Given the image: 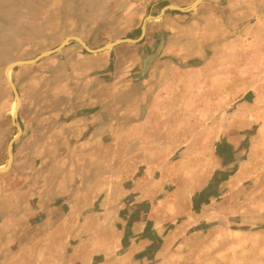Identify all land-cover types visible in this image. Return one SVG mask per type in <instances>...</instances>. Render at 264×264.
<instances>
[{
    "label": "crops",
    "instance_id": "crops-1",
    "mask_svg": "<svg viewBox=\"0 0 264 264\" xmlns=\"http://www.w3.org/2000/svg\"><path fill=\"white\" fill-rule=\"evenodd\" d=\"M37 2L18 4L12 33H6L3 45L53 43L51 10ZM130 2L124 0V20L131 17ZM161 2L164 7L170 0ZM113 3L82 7L77 32L86 45L110 40L92 36L88 42L87 35L116 27ZM168 11L163 20L144 24L142 37L140 25L138 35L123 38L143 39L137 52L131 44L97 52L64 44L59 91L52 85L51 60L45 62L43 75L19 68V75L28 78L23 83L26 97L13 82L21 99L15 119L21 132L11 145L9 168L0 172L8 176L0 180V264H167L160 257L167 247L164 239L184 227L178 237L191 240V264H211V233L221 227L227 210L218 194L226 184L213 176L211 163L201 160L192 166L191 159L212 156L215 145L227 149L233 139L226 113L214 142L211 101L191 100V91L212 61L196 52L197 45H205L198 35L215 31L207 21H217L221 10L202 4L194 15ZM203 19L206 25L201 27ZM60 28L67 30V18ZM185 51L187 58L180 55ZM227 67L226 61L219 65L220 70ZM205 86H196V93ZM184 93L187 100L181 99ZM196 119L203 127H195ZM232 137L239 142L244 138L239 133ZM245 215L252 220L258 216Z\"/></svg>",
    "mask_w": 264,
    "mask_h": 264
},
{
    "label": "rangeland",
    "instance_id": "rangeland-1",
    "mask_svg": "<svg viewBox=\"0 0 264 264\" xmlns=\"http://www.w3.org/2000/svg\"><path fill=\"white\" fill-rule=\"evenodd\" d=\"M109 1L113 2V0H38L37 3L40 7L46 5V9L51 10L53 43L17 46L10 43V40H8L10 42H4L5 45L1 41H6L4 38L8 37L6 33H12V16L17 14L15 11L18 10V4L26 5L28 0H0V27L3 25L0 28V163L6 160L9 141L17 135L16 125L11 120L12 105L15 99L3 71L5 65L14 60H28L42 51L54 49L65 36L79 37L77 29L83 15L81 10L85 6L94 8L107 6ZM192 1L170 0L169 4L185 7ZM154 2L160 3L153 7L152 3ZM163 4L161 0H131V17L124 20V0H114L111 7H114L115 10L113 14L117 18L116 27L95 29L89 36L87 35V41L91 42L92 36H104L110 39L108 42L134 37L138 35L141 24H151L163 20L164 17L160 12ZM202 4H211L213 9L221 10V14L218 16L216 11L217 21L214 19L213 22L207 21V23L209 22L208 26L215 31L211 34L205 31L198 35L197 39L201 38L206 47L197 45L200 49H197L196 52L203 57L212 58L210 69H206V75L211 77L200 76V80L198 78L193 82L198 87L203 84L206 86L205 91L202 90L200 93H196L195 86L191 91V100L196 102L211 101V132L214 142L220 136V131L223 130L226 113L229 137L233 139L230 143H226L227 149L224 147L225 145L217 147L215 145L212 156L210 154L206 155V158L198 156L191 159L192 166L201 164V160L208 161L207 164L211 163L213 176H217V179H225L223 184H226L218 194L224 197L227 210L220 218L221 227L211 233L213 235L211 264H264V235H262L264 233H261L264 231V0H202L196 7L185 12L191 11V14L194 15V12H197V8ZM3 6H5V10H8L3 11L7 12L4 13L6 16L4 22L1 20ZM126 9H129V6ZM171 9L175 8H168L167 11ZM167 11L165 10L164 13ZM173 14L175 13L171 12V15ZM36 15L43 17V13H36ZM150 15L157 18H148L147 16ZM193 15H191V20ZM209 16L214 17L215 14L212 13ZM65 18H67V30L60 28L61 20L63 22ZM118 18L121 21H118ZM188 20L189 18H186L183 21ZM200 25L201 27L206 25L204 19ZM219 27L222 29L220 33L217 31ZM9 36L11 37V35ZM101 40L100 44H87V47L97 49L103 45L104 39ZM142 42L143 39L138 42L125 41L114 46L131 44L137 52L142 50ZM17 47L19 52H13V49H17ZM65 47L83 48L75 40L66 42ZM63 48L54 50L35 63L19 64L11 69L10 78L19 86V91L23 96L26 97L23 83L28 77L19 75V68L29 67L43 75L45 73L44 64L45 62L50 63V60L53 69L52 85L57 91L60 90L62 74L60 60ZM84 51L86 50L83 49ZM188 54L186 51L180 53L184 58H187ZM222 61H226L228 67L220 70L219 65ZM171 68L174 66L171 65ZM46 73L49 74V70H46ZM180 78L177 76L174 80L178 81ZM181 97H183L181 99L187 100V93L181 94ZM59 98L56 97L54 100L58 103ZM225 105H227V109ZM197 115L204 116L203 113ZM201 126L203 127L197 120L195 127L199 129ZM235 133H239L244 138L239 142L237 138L232 137V134ZM17 139L18 137L13 140L12 146ZM224 157H227V166L224 165ZM219 170H223L221 176L218 174ZM7 178L8 176L0 175V180ZM13 183L16 184V182L11 184ZM240 212H245L244 216L235 215ZM252 212L257 213L256 219L246 218L245 214ZM241 218L244 220L240 221ZM186 228L175 231L168 238L165 237L164 243L167 247L160 256L164 263L191 264V259L187 257L188 251L191 249V240L178 237L187 230ZM234 229L241 232H236ZM102 240L106 241L107 236H104ZM179 241H184V243H180L179 246ZM209 241L210 239H207L205 243H209ZM125 246L126 240L121 249L116 252L117 256L121 255ZM153 261L147 263L154 264Z\"/></svg>",
    "mask_w": 264,
    "mask_h": 264
},
{
    "label": "water",
    "instance_id": "water-1",
    "mask_svg": "<svg viewBox=\"0 0 264 264\" xmlns=\"http://www.w3.org/2000/svg\"><path fill=\"white\" fill-rule=\"evenodd\" d=\"M201 1L202 0H193L189 5H187L185 7H178V6L169 4L167 6L162 7L161 10H160V12L163 13L168 8H175V9H178L180 11H189V10L193 9L194 7H196ZM150 17L154 18V16H150ZM140 29H141V32H140L141 34L140 35L142 37L143 36V33H144V30H145L144 23L141 24ZM72 40H75V41L79 42L88 52H97V51H101V50H107V49L113 47L114 45H116V44H118L120 42H125V41H128V42H136L137 41V40H134V39H115V40H113L111 42L105 43L104 45H102L101 47H99L97 49H91V48L87 47V45L84 43V41L81 38H79L77 36H68V37H65L63 39V41L60 42V44L56 48L42 51L40 54H38L37 56H35L32 59H28V60H14V61H11V62H9V63H7L5 65L4 69L7 66H9V65H12L11 68H13V67H15V66H17L19 64H31L33 62H36L41 57L51 54L54 50H57V49L61 48L62 46H64V44L66 42H69V41H72ZM7 82H8V84H9V86H10L12 92H13L14 99L17 100V102H18L20 97H19V93L17 91V88H16L15 84L13 83V81L11 79H9V80L7 79ZM16 117H17V112H15L14 114L11 115V119L13 121H15ZM14 123H15L16 128H17V135H15L14 137H12L11 140L9 141V144L7 146V160H6V163H5V167L3 169H0V172H4V171H6L9 168V165H10V163L12 161V156H13L12 155L13 153H12L11 145H12L13 140L15 138H17L19 136L20 132H21L20 125L16 121Z\"/></svg>",
    "mask_w": 264,
    "mask_h": 264
},
{
    "label": "bare ground",
    "instance_id": "bare-ground-1",
    "mask_svg": "<svg viewBox=\"0 0 264 264\" xmlns=\"http://www.w3.org/2000/svg\"><path fill=\"white\" fill-rule=\"evenodd\" d=\"M12 67V65H9V66H7L5 69H4V73H5V77H6V80L8 79H11L10 78V71H11V68ZM14 103H13V105H12V114H14L18 109V107H19V104H20V98H19V101L17 102V100H15V101H13ZM5 167V164H3V165H0V169H3Z\"/></svg>",
    "mask_w": 264,
    "mask_h": 264
}]
</instances>
